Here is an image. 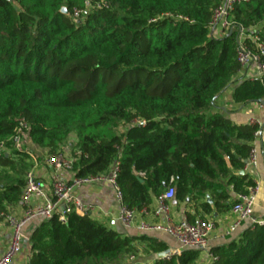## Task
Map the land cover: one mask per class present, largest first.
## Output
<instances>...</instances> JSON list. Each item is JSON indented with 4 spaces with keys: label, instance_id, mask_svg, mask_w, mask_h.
Masks as SVG:
<instances>
[{
    "label": "trees",
    "instance_id": "trees-1",
    "mask_svg": "<svg viewBox=\"0 0 264 264\" xmlns=\"http://www.w3.org/2000/svg\"><path fill=\"white\" fill-rule=\"evenodd\" d=\"M221 2L0 0V143L8 151L0 157V212L19 203L24 162L34 159L12 142L20 122L46 156L61 154L74 135V177L115 170L121 201L135 212L168 187L176 201L194 202L200 217L230 209L234 200L212 180L227 179L236 195L254 185L235 172L258 126L234 124L216 100L230 88L239 105L264 99V75L241 77L235 58L240 28L264 30V0L238 6L232 31L212 38L208 24ZM134 239L88 214L69 213L66 223L54 215L29 236L27 264H124L130 255L136 263ZM141 240V254L154 256L146 264H199V250L162 260L164 244ZM208 252L204 264H264V224Z\"/></svg>",
    "mask_w": 264,
    "mask_h": 264
},
{
    "label": "built area",
    "instance_id": "built-area-1",
    "mask_svg": "<svg viewBox=\"0 0 264 264\" xmlns=\"http://www.w3.org/2000/svg\"><path fill=\"white\" fill-rule=\"evenodd\" d=\"M249 0H222L220 5L212 11L211 20L208 24V34L212 38H219L232 31V14L234 10L248 3ZM88 6L89 4L86 3ZM87 10L75 12L74 17L79 18L86 15ZM249 39L252 46L246 43ZM235 58L237 63L243 70L251 69L252 75L243 76L249 78H261L264 75V30L262 28L251 29L250 32L243 28L238 30L235 47ZM242 74V73H241ZM264 100V99H263ZM250 124H254L253 121ZM20 128H24L23 123L12 137V142L16 146L21 144ZM257 132L255 133V135ZM25 135V134H24ZM8 153L6 147L0 143V157L6 156ZM43 161L50 168L48 187L51 194L46 193L44 183L32 171H28L25 175V184L22 190L19 205L22 207V215L14 216L9 211L0 212V220L4 221L11 228V239L9 246L0 251V264H12L14 257L21 251L22 233L27 224L33 221H45L56 215L58 220L66 223V215L75 213L78 215H90L95 210V206L83 202L74 195V188L82 184L92 182H106L114 191L117 200L120 202V212L116 218L107 220L106 226L114 228L121 225L129 228L132 225L135 211L126 207L121 201V194L115 182L116 171L113 170L105 176L96 178L73 177L70 181L65 180L62 175V169H70L72 159H66L62 153L46 156ZM256 150L252 148L248 160V165H256ZM258 185L247 187L245 193L237 194L231 207L230 213L233 217L231 224L224 232L225 236H230L245 221H250L249 226L263 225L264 219H253V205L258 192ZM175 190L168 187L158 198V212L166 213L169 200H173ZM141 229H152L164 231L171 235L178 243L177 247L168 249L163 256H158L162 260H169L173 256L178 255L182 250L196 249L204 251L209 257L210 232L214 228L213 222L207 219H199L190 223L185 217L178 223H173L166 216V223L163 225L148 226L144 223L140 225ZM30 252L27 255L29 258ZM128 261L135 264L134 256L130 255Z\"/></svg>",
    "mask_w": 264,
    "mask_h": 264
},
{
    "label": "crops",
    "instance_id": "crops-1",
    "mask_svg": "<svg viewBox=\"0 0 264 264\" xmlns=\"http://www.w3.org/2000/svg\"><path fill=\"white\" fill-rule=\"evenodd\" d=\"M241 73V77L245 75H252L251 69L243 70ZM231 89L232 88L228 89L217 98L216 106L217 109H219L234 124L249 125L250 122L253 121V123L258 126L257 134L255 135V139L252 143L253 148L256 150V165H248V158L245 162L243 170H240L243 171V173L240 174V171L235 173L239 175H246L248 179H251V181L258 185L259 188L253 205V219H264V126L261 131L259 129L260 125L264 121V104L251 103L247 105H239L233 103L231 99ZM221 108H223V110H221ZM74 143L75 136L71 135L61 152L66 159H72L73 154L75 153V149L73 148ZM43 159H33L30 169L44 183L46 193L50 195L51 192L48 187L50 168L45 164ZM61 175L67 181H70L74 177V173L70 169H62ZM212 181L219 183L220 187L229 193V202H232L235 199L236 194L232 191V187L228 185L227 179L218 178L213 179ZM74 195L83 202L90 203L96 207L95 210L90 213V216L94 221L106 225L107 220L110 218H116L119 215L120 202L117 200L111 186L106 182H92L76 186L74 188ZM206 195L209 197V194L205 193L203 196L205 200ZM211 202L212 201L210 200L209 203ZM166 204V213H157L159 198L153 195L148 207L135 212L132 225L129 228H124L121 225H117L113 228V230L135 238L133 245L138 249L139 253H137V256L135 257L137 258L135 264L151 263L154 260V256L151 254H141L142 247L145 245L141 238H152L157 242L164 244L166 247L165 250L178 246L177 241L164 231L141 229L140 225L142 223L148 226L157 224L163 225L166 223V216L173 223H178L182 218H186L185 213L187 212L191 215V220L195 221L199 219H207L213 222L214 228L210 232L209 246L226 243L230 238L239 234L243 228L249 226L250 224V221H245L230 236H225L224 232L233 220L230 209L220 212L213 210L210 215L204 216L202 214L201 218L200 208L195 206V203L192 201L187 200L185 202H178L173 199L167 201ZM22 211V207L19 204L9 210V212L16 217H20L22 215ZM37 223L38 221L30 222L23 229L21 251L14 257L12 264H27V255L30 252L29 236L33 232ZM25 235L27 236L26 238ZM10 239L11 228L4 221L0 220V251L5 250L9 246ZM157 255L159 256V253ZM207 259V253L199 251V264H204Z\"/></svg>",
    "mask_w": 264,
    "mask_h": 264
},
{
    "label": "rangeland",
    "instance_id": "rangeland-1",
    "mask_svg": "<svg viewBox=\"0 0 264 264\" xmlns=\"http://www.w3.org/2000/svg\"><path fill=\"white\" fill-rule=\"evenodd\" d=\"M20 132L22 133V134H20V136H21V144H20V146H18V148L19 149H24V150H32V156L34 157V159L36 158L37 160L38 159H43V158H45V156H46V154L45 153H42V152H40V151H38L36 148H34V146H32L29 142H28V138L24 135V131H23V128H20ZM24 164H26V165H28V167H29V171H31V166H32V161H31V163H30V161L29 162H24ZM27 236L25 235V238H26ZM124 264H130L129 263V261H126Z\"/></svg>",
    "mask_w": 264,
    "mask_h": 264
},
{
    "label": "water",
    "instance_id": "water-1",
    "mask_svg": "<svg viewBox=\"0 0 264 264\" xmlns=\"http://www.w3.org/2000/svg\"><path fill=\"white\" fill-rule=\"evenodd\" d=\"M60 12H61V13H66V9L63 7V8L60 9ZM230 32H231V31H230ZM230 32H229V33H230ZM258 103H262V104H264V100H259ZM221 110H223V108H221ZM263 126H264V121L262 122V124H261L260 127H259L260 131L262 130ZM239 173L242 174L243 171H240ZM206 201L210 202L208 195H206ZM167 251H168V250H165V251L159 253V256H163L165 253H167Z\"/></svg>",
    "mask_w": 264,
    "mask_h": 264
}]
</instances>
